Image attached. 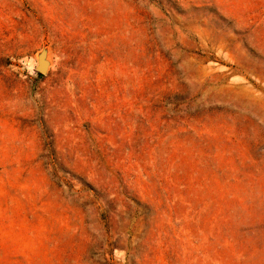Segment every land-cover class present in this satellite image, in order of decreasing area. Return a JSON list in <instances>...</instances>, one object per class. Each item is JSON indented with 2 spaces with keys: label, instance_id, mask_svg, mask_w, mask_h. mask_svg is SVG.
<instances>
[{
  "label": "rangeland",
  "instance_id": "rangeland-1",
  "mask_svg": "<svg viewBox=\"0 0 264 264\" xmlns=\"http://www.w3.org/2000/svg\"><path fill=\"white\" fill-rule=\"evenodd\" d=\"M0 264H264V0H0Z\"/></svg>",
  "mask_w": 264,
  "mask_h": 264
},
{
  "label": "water",
  "instance_id": "water-1",
  "mask_svg": "<svg viewBox=\"0 0 264 264\" xmlns=\"http://www.w3.org/2000/svg\"><path fill=\"white\" fill-rule=\"evenodd\" d=\"M42 70H45V67H42Z\"/></svg>",
  "mask_w": 264,
  "mask_h": 264
}]
</instances>
